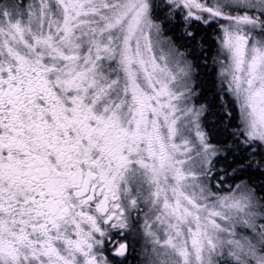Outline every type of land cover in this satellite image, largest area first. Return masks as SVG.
Returning <instances> with one entry per match:
<instances>
[{
  "label": "snow or ice",
  "instance_id": "obj_1",
  "mask_svg": "<svg viewBox=\"0 0 264 264\" xmlns=\"http://www.w3.org/2000/svg\"><path fill=\"white\" fill-rule=\"evenodd\" d=\"M0 264H264V0H0Z\"/></svg>",
  "mask_w": 264,
  "mask_h": 264
},
{
  "label": "trees",
  "instance_id": "obj_2",
  "mask_svg": "<svg viewBox=\"0 0 264 264\" xmlns=\"http://www.w3.org/2000/svg\"><path fill=\"white\" fill-rule=\"evenodd\" d=\"M213 75H214L213 66L211 65V63H209V67L207 70V78L211 79Z\"/></svg>",
  "mask_w": 264,
  "mask_h": 264
}]
</instances>
